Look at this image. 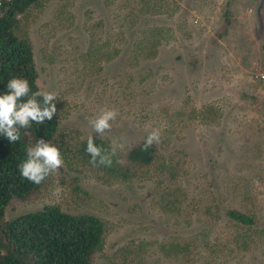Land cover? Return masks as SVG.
<instances>
[{
	"label": "rangeland",
	"instance_id": "1",
	"mask_svg": "<svg viewBox=\"0 0 264 264\" xmlns=\"http://www.w3.org/2000/svg\"><path fill=\"white\" fill-rule=\"evenodd\" d=\"M227 1L30 5L18 31L39 88L57 95L60 139L101 138L88 120L105 107L119 112L101 138L108 146L120 138L125 152L154 128L162 135L158 165L122 180L64 166L10 200L5 219L51 204L94 213L105 232L95 264H264V81L254 77L264 0H232L229 20ZM229 209L253 223L234 222Z\"/></svg>",
	"mask_w": 264,
	"mask_h": 264
},
{
	"label": "trees",
	"instance_id": "2",
	"mask_svg": "<svg viewBox=\"0 0 264 264\" xmlns=\"http://www.w3.org/2000/svg\"><path fill=\"white\" fill-rule=\"evenodd\" d=\"M37 1L9 0L0 13V95L5 94L7 83L12 78L27 79L31 92L41 90L37 84L31 42L18 31L19 18ZM231 2L227 1L224 12L228 20ZM226 32L227 28L219 36ZM261 50L264 52V40ZM58 126L55 115L51 121L33 123L29 129H20L21 139L16 143L0 135V264H95V254L104 243V224L94 213L72 212L51 204L5 219L10 200L27 198L38 192L51 178L49 176L43 183L36 185L22 179L19 172L18 166L27 160L26 149L35 146L40 139L59 148L68 169L92 170L122 180L129 178L135 166L150 168V165H158L156 145L144 150L145 141H140L125 152H118L113 157L111 167H93L89 163L91 157L86 153L87 138L72 146L57 136ZM94 140L97 146L109 148L101 138L94 137ZM124 157L123 164L116 163V160ZM227 211L236 223H253L252 217L245 213L236 209Z\"/></svg>",
	"mask_w": 264,
	"mask_h": 264
},
{
	"label": "clouds",
	"instance_id": "3",
	"mask_svg": "<svg viewBox=\"0 0 264 264\" xmlns=\"http://www.w3.org/2000/svg\"><path fill=\"white\" fill-rule=\"evenodd\" d=\"M56 99V93L47 90L31 92L27 79H10L7 83V91L0 95V135L5 136L12 143L20 141V129H29L33 123L43 124L45 121H51L57 115V104L54 103ZM118 115L116 109L101 108L98 115L89 118L88 125L94 133L103 138L112 131V122ZM161 135L160 128L152 129L145 140L144 150L153 144H159ZM124 148L125 145L120 138L112 139L109 148L104 149L96 145L92 135L87 137L86 153L90 155L89 163L93 167H111L113 157ZM26 154L27 160L18 166L19 172L22 179L36 185H40L65 166L59 148L44 139L36 142L35 146L28 147ZM116 163L123 164L124 161L118 159ZM53 195L59 197L60 190L56 189Z\"/></svg>",
	"mask_w": 264,
	"mask_h": 264
},
{
	"label": "built area",
	"instance_id": "4",
	"mask_svg": "<svg viewBox=\"0 0 264 264\" xmlns=\"http://www.w3.org/2000/svg\"><path fill=\"white\" fill-rule=\"evenodd\" d=\"M9 0H0V13L1 11L4 9L5 4L8 2ZM3 8V9H2ZM257 80L260 81H264V67L259 69L255 76H254Z\"/></svg>",
	"mask_w": 264,
	"mask_h": 264
}]
</instances>
